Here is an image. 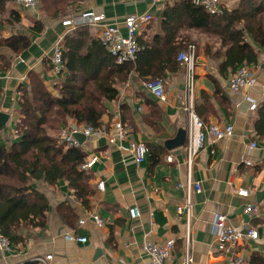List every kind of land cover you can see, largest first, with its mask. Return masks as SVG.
I'll return each mask as SVG.
<instances>
[{
	"label": "crops",
	"instance_id": "0c3cea01",
	"mask_svg": "<svg viewBox=\"0 0 264 264\" xmlns=\"http://www.w3.org/2000/svg\"><path fill=\"white\" fill-rule=\"evenodd\" d=\"M36 1L37 5L28 9L15 3L9 5L20 22L6 31L28 43L16 53L6 48L10 66L0 74V114L6 116L0 124V143L6 144L7 149L20 125V88L28 86V73L36 74L51 92L56 86L49 57L54 43L71 31L61 25L63 20L90 10L104 15L107 24L117 26L124 34L127 16L149 14L153 20L139 34L141 48L149 49L147 40L151 31H157L163 12L184 0ZM238 1L220 0V7L232 10ZM87 28L96 39L95 28ZM193 41L196 48L191 86L186 66L178 63L162 76L166 99L158 101L144 89V80L132 73L118 88L116 99L106 103L108 117L101 121V126L110 131L116 113L119 114L125 138L109 143V134L100 135L80 146L84 163L92 156L98 158L86 172L90 176L87 206L66 180L54 186L40 183L37 189L48 204L45 227L22 230L23 241L10 252L0 254V264H38L35 259L46 255L52 256L50 264H148L141 250L143 244H161L167 239L174 240L168 264H181L188 231L190 264H225L237 256L251 263L254 258H264V222L259 218L263 212L260 201L264 198V137L254 128L264 105V51L257 50L258 64L250 67L255 84L233 92L228 86L232 75L228 80L221 77L217 64L199 47L202 40ZM189 104L206 125H230L233 129L230 137L219 141L205 136L203 148L193 158L190 169L184 150L189 120L185 109ZM66 121L75 123L70 118ZM180 130L186 132L184 144L166 149V141L173 140ZM139 142L145 145L146 155L137 164L129 149L131 143ZM253 142L256 147L249 150ZM245 161L251 164L246 165ZM99 181L104 182L103 190L97 189ZM194 182L200 184L198 193ZM239 190H246L247 197L238 196ZM187 200L188 216L177 214V208ZM133 207L139 213L134 220L128 214ZM91 213L97 214L103 225L97 226ZM215 214H224L227 223L242 234L246 226L254 228L258 238L243 236L233 248L221 246L211 229ZM81 220L83 224H79ZM68 234L84 237L86 242H69L65 239Z\"/></svg>",
	"mask_w": 264,
	"mask_h": 264
},
{
	"label": "trees",
	"instance_id": "16d2710c",
	"mask_svg": "<svg viewBox=\"0 0 264 264\" xmlns=\"http://www.w3.org/2000/svg\"><path fill=\"white\" fill-rule=\"evenodd\" d=\"M14 2L0 0V50L16 53L28 42L13 33L1 35L20 22L9 7ZM159 22L147 40L150 48L141 50L134 66L115 64L87 26H77L62 39L66 73L53 93L36 74L28 73V86L20 88L21 120L16 138L10 141L9 149L0 143V233L11 247L23 241L22 230L45 227L48 204L37 189L40 183L54 186L66 180L87 206L90 176L81 170L85 154L80 147L60 143L48 133L50 128H57L68 118L77 125L100 127L102 119L108 117L106 103L116 99L118 88L132 73L144 81L162 79L166 71L177 67L176 58L183 48H196L189 32L204 37L206 57L217 64L219 75L227 80L241 67L256 66L257 50L264 51V0H239L234 9H224L218 15L184 0L165 10ZM9 66V58L0 54V74ZM254 128L264 137V105ZM252 263L264 264V258H254Z\"/></svg>",
	"mask_w": 264,
	"mask_h": 264
},
{
	"label": "built area",
	"instance_id": "2783aa9c",
	"mask_svg": "<svg viewBox=\"0 0 264 264\" xmlns=\"http://www.w3.org/2000/svg\"><path fill=\"white\" fill-rule=\"evenodd\" d=\"M192 4L201 7L205 12L210 15H218L222 12L220 7V0H191ZM15 5L21 8H34L37 5L36 0H15ZM153 20V17L149 14L143 15H129L124 19L123 25L125 32L122 34L117 26L107 24L105 17L102 14H96L93 11L85 10L79 12L73 17H69L61 22V25L69 30L75 29L77 26H90L96 30V39L100 45L105 49L109 56L114 60L115 64H131L135 65L138 55L142 48L139 43V34L143 28L148 26ZM62 37L58 39L51 51L49 57L50 74L53 81L57 84L65 76V67L62 60ZM177 62L186 66L188 70V82L191 86V73L193 71L195 60V47L188 46L185 51H181L177 55ZM255 76L249 66L241 67L237 70L229 79L228 86L233 92H239L241 89L252 87L255 84ZM144 89L151 94L158 101H164L165 88L162 79H152L143 82ZM254 108V105L252 106ZM140 110V109H139ZM189 115L187 125V139L184 146L186 153V165L190 169L193 158L203 148L205 142V136L209 137L212 141H219L228 138L232 135V126H220V125H206L204 124L193 112L192 105L189 104L186 109ZM125 129L119 121V114L115 115V122L110 125V131L106 127L100 126L98 128L92 126H82L75 123L67 122V124L61 129L59 134V142L66 145V147H80L75 139L76 134L84 136L85 141L95 139L100 135L109 134V143H113L115 138L122 140L125 138ZM16 134V132H15ZM256 144L253 142L249 145L248 149H253ZM129 152L131 153L135 163L140 164L143 162L146 155V147L143 143H131ZM98 158L92 156L86 161L81 170L88 172L92 166L97 162ZM170 161V158H168ZM246 165H250V161H245ZM193 188L195 192H200V184L194 182ZM189 186L191 183L189 182ZM104 182L99 181L97 183V189L103 190ZM237 195L240 197H247L246 190L237 191ZM260 205L263 208L262 214L259 218L264 222V198L260 201ZM189 202L187 200L184 206L177 208L176 212L179 215L189 213ZM128 214L130 219L134 220L139 216L136 208H129ZM90 218L95 222L97 226L103 225L102 219L95 213L90 214ZM84 221H79V224H83ZM212 233L215 240L221 246L233 248L238 245L243 236L256 240L258 233L254 228L249 226L245 227V234L239 232L236 228L230 226L227 223V217L224 214H215L212 222ZM65 239L69 242L85 243L86 238L78 237L76 235L68 234ZM189 231L185 236V254L181 261V264H190L191 257L189 251ZM174 245L173 239H167L163 243H145L141 247L143 254L148 258V264H168L170 261V253ZM12 247L10 246L7 238L0 233V254L10 252ZM38 264H50L52 261L51 255H46L41 258L35 259ZM225 264H252L242 256H237L234 259L229 260Z\"/></svg>",
	"mask_w": 264,
	"mask_h": 264
},
{
	"label": "water",
	"instance_id": "95a60500",
	"mask_svg": "<svg viewBox=\"0 0 264 264\" xmlns=\"http://www.w3.org/2000/svg\"><path fill=\"white\" fill-rule=\"evenodd\" d=\"M262 68H264V65L262 66ZM5 119H6V116H4L3 114H0V124ZM74 137L77 140L79 146H81L83 144V142L85 141L84 136L81 135V134H76ZM185 137H186V132L184 130H180V131L177 132V135L175 136V138L173 140L166 141L164 146L168 150L181 147L184 144V142H185Z\"/></svg>",
	"mask_w": 264,
	"mask_h": 264
},
{
	"label": "rangeland",
	"instance_id": "374dc122",
	"mask_svg": "<svg viewBox=\"0 0 264 264\" xmlns=\"http://www.w3.org/2000/svg\"><path fill=\"white\" fill-rule=\"evenodd\" d=\"M91 34H92V31H91ZM1 35H2V37H5V36H7L8 35V31H3L2 33H1ZM190 35L192 36V38L194 39H196L197 40V38L198 39H200V40H202V43H203V45H201V46H199V47H202V48H204V37L203 36H200V35H198V33H196V32H191L190 33ZM195 42V41H194ZM0 54L1 55H3V56H6L7 58H8V51L5 49V48H2L1 50H0ZM176 61H177V59H176ZM53 93V92H52ZM67 124V121L65 120V122L63 123V124H61V125H59L57 128H50L49 129V131H48V133L49 134H51V135H54L55 136V138L57 139V140H59V134H60V131H61V129L65 126ZM55 124H53L52 126H54Z\"/></svg>",
	"mask_w": 264,
	"mask_h": 264
}]
</instances>
